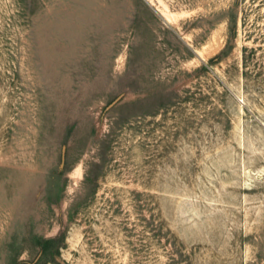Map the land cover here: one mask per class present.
<instances>
[{
	"label": "rangeland",
	"instance_id": "374dc122",
	"mask_svg": "<svg viewBox=\"0 0 264 264\" xmlns=\"http://www.w3.org/2000/svg\"><path fill=\"white\" fill-rule=\"evenodd\" d=\"M0 264H264V0H0Z\"/></svg>",
	"mask_w": 264,
	"mask_h": 264
}]
</instances>
